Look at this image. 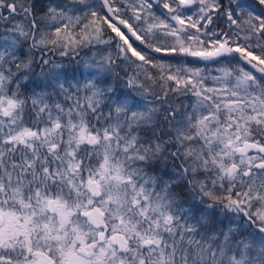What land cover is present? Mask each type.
<instances>
[{"label": "snow or ice", "instance_id": "snow-or-ice-1", "mask_svg": "<svg viewBox=\"0 0 264 264\" xmlns=\"http://www.w3.org/2000/svg\"><path fill=\"white\" fill-rule=\"evenodd\" d=\"M0 264H264V0H0Z\"/></svg>", "mask_w": 264, "mask_h": 264}, {"label": "flooded vegetation", "instance_id": "flooded-vegetation-1", "mask_svg": "<svg viewBox=\"0 0 264 264\" xmlns=\"http://www.w3.org/2000/svg\"><path fill=\"white\" fill-rule=\"evenodd\" d=\"M65 62H67V61H65ZM42 79L43 78H42V76L40 74V68H39V66H37L35 68V71L33 72L32 76L30 77V82L31 81H35V84L30 83L29 87H35L36 84H39L42 81Z\"/></svg>", "mask_w": 264, "mask_h": 264}, {"label": "trees", "instance_id": "trees-1", "mask_svg": "<svg viewBox=\"0 0 264 264\" xmlns=\"http://www.w3.org/2000/svg\"><path fill=\"white\" fill-rule=\"evenodd\" d=\"M245 2H246V3H252L253 0H245ZM257 11H259V8H257ZM201 66H203V64H202ZM208 67H210V68H214V67H217V66H216V65H209ZM213 74H215V73H213ZM116 87H117V89H122V82L117 83V84H116ZM218 213H219V210H218ZM217 219H218V220H223V221H224V224H227V223H228V221H227L226 219H224L222 216H220L219 214H218V216H217ZM245 234H246V233H245Z\"/></svg>", "mask_w": 264, "mask_h": 264}, {"label": "rangeland", "instance_id": "rangeland-1", "mask_svg": "<svg viewBox=\"0 0 264 264\" xmlns=\"http://www.w3.org/2000/svg\"><path fill=\"white\" fill-rule=\"evenodd\" d=\"M65 63H67V62H65Z\"/></svg>", "mask_w": 264, "mask_h": 264}]
</instances>
